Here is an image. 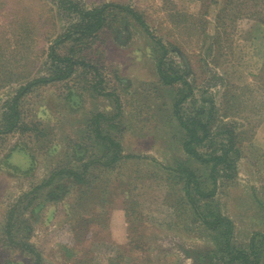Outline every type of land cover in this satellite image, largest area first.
Returning a JSON list of instances; mask_svg holds the SVG:
<instances>
[{
  "label": "rangeland",
  "instance_id": "1",
  "mask_svg": "<svg viewBox=\"0 0 264 264\" xmlns=\"http://www.w3.org/2000/svg\"><path fill=\"white\" fill-rule=\"evenodd\" d=\"M104 4L136 9L170 46L168 64L193 89L185 118H210L213 136L200 152L232 148L233 168L219 169L217 194L201 206L234 221L233 243L249 248L264 234V0H0V122L22 87L47 75L50 46L81 22L80 10ZM111 17L116 23L94 38L58 47L65 55L78 48L90 65L67 84L33 87L26 128L0 136V264H226L219 237L177 206L180 168L214 187L211 166L185 153L173 115L190 90L183 80L163 83L161 52L133 17ZM99 113L119 143L110 150L121 149L115 167L92 162L101 155L92 124ZM73 165L96 181L91 190L61 174L64 189L44 185Z\"/></svg>",
  "mask_w": 264,
  "mask_h": 264
},
{
  "label": "trees",
  "instance_id": "2",
  "mask_svg": "<svg viewBox=\"0 0 264 264\" xmlns=\"http://www.w3.org/2000/svg\"><path fill=\"white\" fill-rule=\"evenodd\" d=\"M216 1V0H211ZM113 10H117L120 14H126L129 17H133L134 20L138 22V24L146 30L148 34H150L151 38L155 42V46L157 47V52L160 51L158 59V73L161 77L163 83L167 86H173L175 83L180 82L183 78L177 76V72L172 67L171 64H168L167 57L170 53V46L166 45L161 39L157 38L152 34L150 28L143 17V15L138 12L136 9L122 5V4H104L102 7L94 8L91 10H80L81 22L70 29L66 34L59 35L54 43L49 48V58L51 62V67L48 69V73L46 76L35 78L32 82L23 86L19 92L14 96L11 102L8 103L7 110L4 113L3 120L0 122V136L5 134H10L19 129L26 128L25 123L21 120L23 114V107L25 103L26 95L31 91L33 87L36 86H47L56 82H65V84L69 83V80L73 79L77 73L81 70V67H88L90 64L88 57H82L80 52H78V48L71 49L68 55L61 54L58 47L65 43L67 40L76 39L78 41L85 40L88 41L98 33L104 32L107 28L111 27L116 23V18L111 17V13ZM171 47H174L171 45ZM96 75L100 77L98 84H102L104 82L103 75L100 74L98 68H94ZM185 85L188 86L190 90V94L184 95L182 99L176 101L173 108V115L178 122L180 123L181 128L185 131V140H184V151L190 158H195L197 161L204 163L207 166H211L210 179L213 181L214 187L211 189H207L204 186V181H201L200 176L190 169V168H180V171H183V177L180 178V182L184 183L183 186V195L180 198L177 206L180 207L178 209L181 213H187L188 208L191 210L193 215L196 217L197 221L201 222L207 231L216 234L220 239L221 250L223 252V256L221 260L226 264H264V250L263 246H260L258 242V238L264 240V234L255 233L251 239L249 248H242L233 243V235L235 231V223L230 218L224 216L222 213L216 210H208L205 208L203 210L201 206L202 201L211 200L217 194V180L218 177L216 173L220 168L228 169L233 168V160L229 157L230 150H226V153L219 155V153H207L204 156L203 153L200 152L198 148H203L206 142H208L212 138V129L209 124L210 118L203 120L202 117H190L188 119L185 118L182 104L183 101L190 97L192 93L191 85L188 81L183 80ZM69 93L67 97H73V89L68 86ZM113 93L105 94L112 95ZM206 117V116H205ZM204 117V118H205ZM93 119V125L96 126L97 139L96 142L101 146L97 149L95 146H92V151L96 152L100 151L101 155L96 156L93 153L94 161H105L107 158V162L105 164L111 167H115L117 163L120 162L122 155L121 149L117 148L114 151L110 150L113 145L116 144L119 147V143L115 142V140L110 138V132L104 127L103 120H110V117H107L104 114H97ZM72 147H75L73 150L74 155L77 156L78 148L81 145H77L75 141H72ZM236 145V144H235ZM233 145V146H235ZM90 148V146H89ZM108 149V150H107ZM75 165L67 168L62 167L57 169L52 177L48 178L45 181L44 185L53 186L56 183L55 189H64V185L61 183L60 175H65L69 178H73V182H83L85 186L83 189H86V184L90 182L89 179L84 174H79V170L76 169ZM77 170V171H76ZM68 173L69 175H67ZM179 178V177H178ZM82 179V180H81ZM67 181H70L67 180ZM95 180H92L88 185L89 190L93 188ZM54 187V186H53ZM100 187V186H98ZM170 195V193H169ZM134 206L133 203L129 205V208ZM182 209V210H181ZM188 211V212H189ZM107 212V211H106ZM130 215L135 218L133 209L132 212L130 210ZM101 218L100 214H95L93 218ZM130 222V221H129ZM264 243V242H262ZM201 258H204L206 255L199 254Z\"/></svg>",
  "mask_w": 264,
  "mask_h": 264
}]
</instances>
